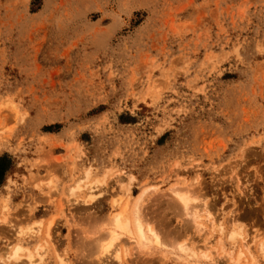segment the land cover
Segmentation results:
<instances>
[{"label":"rangeland","instance_id":"1","mask_svg":"<svg viewBox=\"0 0 264 264\" xmlns=\"http://www.w3.org/2000/svg\"><path fill=\"white\" fill-rule=\"evenodd\" d=\"M4 155L0 264H28L8 257L18 244L41 246L34 264H254L232 260L244 236L264 241V0H0ZM91 181L93 199L72 192ZM144 189L162 244L97 255L112 193L133 208ZM203 206L224 228L202 219L201 238ZM199 240L207 256L180 259Z\"/></svg>","mask_w":264,"mask_h":264},{"label":"bare ground","instance_id":"2","mask_svg":"<svg viewBox=\"0 0 264 264\" xmlns=\"http://www.w3.org/2000/svg\"><path fill=\"white\" fill-rule=\"evenodd\" d=\"M130 181H132V177H130ZM94 183H97V182L91 181L90 184L86 183L87 185H84V186L78 184L77 186H75L73 188L72 192L74 193L75 189L79 190L80 188H84L86 186L85 190H84L86 193L85 198L87 200L88 199L91 200L95 196V193L93 192ZM122 183L124 184V180L122 181ZM124 187H122V188H124ZM176 188L177 187H174L172 189L173 193H174V195L178 196V198L180 200L179 204H181L183 206V208L188 212L189 207H190V200L186 194L187 191L184 190V188L183 189L179 188L178 189L179 191H178V190H176ZM128 191H129V189H128ZM148 191H149L148 189H144L136 197V202H135V204L133 203L134 209L131 207L129 201H127L126 203H124L121 206L123 197L118 192L112 193V195H113L112 196L113 197L112 198L113 199L112 200V206H113V208H117V209L115 211H112L111 213H109V217L108 218L106 217L107 219L105 220V222L101 223L102 225L104 224L103 227L106 228V231L104 233H102L98 238H95L93 240V243L90 244L93 249L95 248L99 252V253H97V255H100V254L103 255V254L109 253L116 246V244L121 239H123L124 237H126L128 240L130 239V240L134 241L136 243L138 249H140L141 251H147L149 249L151 250V248L154 245L157 246V245L162 244L160 236L155 231L145 228L144 222H143L141 214H140L141 202L143 201L144 196L146 197V194H148ZM84 201H85V199H84ZM189 215H191V220L193 219V222L196 223L194 226L196 227L197 232L200 233L201 238L205 235L204 232L206 230H209V229H207V226L205 224L201 223L202 219H205V218H206L205 220L209 221L208 224L210 225V227L212 229H217L219 227V230L223 231L224 221H222V220L219 221L215 216H213V214L211 213V211H209V209L207 207L203 206L202 213H200L199 209L197 208V210L195 209V211H192V214H189ZM231 222L233 223V219L231 220ZM40 224L41 223L38 222V226H40ZM36 226L34 225L33 226L34 228L32 227L31 230H33V231L37 230L38 231L39 229H41L40 227L37 226L38 227L37 228ZM50 227H51V223H49L47 230H46L47 231L46 234L48 237L50 236V233H49ZM17 232H18L19 236H21V237H23V236L25 237V235L28 234V232L25 229H19ZM240 236L242 237V234L239 231H237L235 229L229 230L228 237L234 243L239 241L238 237H240ZM256 238L253 237L251 239V241H249L247 239V237H245V236L243 238H241V240L239 241V244H238L240 251L237 255V258L235 260L232 258L233 259L232 261L237 262L238 260L241 259V257L243 255L245 256L244 248L249 252L248 255H246V258L250 259L249 257L251 256L250 262L253 260L254 264H256L255 263V260L257 257V256L255 257L256 252L257 253L260 252L259 255H263V257H264V241H257ZM202 240H204V239H202ZM207 242L208 241H206V243ZM209 247H211V246H209ZM40 248H41V246L37 245V247L34 250H31V249L24 247L21 244H18L12 250V252L8 255V257L15 259V260H18L22 257L21 253L25 251L26 252L25 257H26L27 263L28 264H34L35 263L34 262L35 256H39V257L41 256ZM177 249L179 250L178 253L180 255H182V256L179 255L180 259H181V257L182 258L184 257L183 259L187 260V261L194 259V261L197 260L196 263L200 262L202 260L201 258L206 257L207 252L209 250L207 244L200 245V240L198 242L195 241V243L193 245H188L186 243L180 244ZM253 249H255V253H254ZM256 249H258V251ZM90 250H92V249H90ZM173 251H175V250H173ZM209 251H211V250H209ZM114 256H115V259L117 261L121 262L122 257H121L118 250L115 251ZM65 259L66 258L60 257L59 264L60 263L63 264V262H65V264H67V261ZM250 264H252V263H250Z\"/></svg>","mask_w":264,"mask_h":264},{"label":"trees","instance_id":"3","mask_svg":"<svg viewBox=\"0 0 264 264\" xmlns=\"http://www.w3.org/2000/svg\"><path fill=\"white\" fill-rule=\"evenodd\" d=\"M12 165V161L8 158V156L0 157V184L3 182L6 174L9 172Z\"/></svg>","mask_w":264,"mask_h":264}]
</instances>
